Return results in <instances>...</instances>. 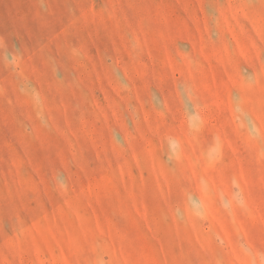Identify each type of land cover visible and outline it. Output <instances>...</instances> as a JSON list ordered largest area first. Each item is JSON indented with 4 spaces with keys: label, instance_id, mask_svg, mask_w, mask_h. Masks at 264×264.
<instances>
[{
    "label": "rangeland",
    "instance_id": "obj_1",
    "mask_svg": "<svg viewBox=\"0 0 264 264\" xmlns=\"http://www.w3.org/2000/svg\"><path fill=\"white\" fill-rule=\"evenodd\" d=\"M0 264H264V0H0Z\"/></svg>",
    "mask_w": 264,
    "mask_h": 264
}]
</instances>
